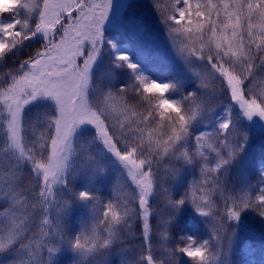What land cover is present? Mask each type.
<instances>
[{"label":"snow or ice","instance_id":"1","mask_svg":"<svg viewBox=\"0 0 264 264\" xmlns=\"http://www.w3.org/2000/svg\"><path fill=\"white\" fill-rule=\"evenodd\" d=\"M115 3L0 0V264L63 251L70 264H252L238 230L246 213L264 227V148L250 151L248 127L264 126V0H151L163 82L111 41L105 61ZM121 27L133 44L148 35L138 19ZM187 208L207 238L177 239Z\"/></svg>","mask_w":264,"mask_h":264},{"label":"rangeland","instance_id":"2","mask_svg":"<svg viewBox=\"0 0 264 264\" xmlns=\"http://www.w3.org/2000/svg\"><path fill=\"white\" fill-rule=\"evenodd\" d=\"M135 0H116L114 11L112 15L109 17V26L108 31L106 32V50L104 52V59L108 62L110 59L113 58L114 53L111 50L110 45H107V41H111L117 47V51L119 52H126L131 59L133 55L134 49H141V48H154L159 54H161L164 58L168 55V45L163 29V25L161 22H158L152 18V16L148 13L149 11L146 8L139 10L138 13L142 14L143 17H138V20L143 21L144 24H147V29H149V34L147 37L142 40L138 46H134L130 41L127 39H122L124 35L123 28L121 27L123 21L126 17L133 16L137 11H134L133 3ZM149 14L146 17V14ZM153 23H156V28L153 30ZM150 26V27H149ZM34 42V41H33ZM35 45V42H34ZM11 55V54H10ZM9 55V56H10ZM138 56V55H136ZM132 61V59H131ZM10 62L8 60L5 63V67L8 66ZM160 81V80H157ZM162 82V81H161ZM247 123V122H245ZM250 132L252 134L253 142L250 151L253 152L256 146L264 147V126H261L258 122L249 124L248 125ZM104 195H107V190L105 188ZM190 212L187 213V225L189 226L190 230L186 235L193 236L196 238L200 233L199 229L202 227L207 231V228L201 218L189 208ZM86 215V211L82 208H77L73 212L72 222H71V230L73 232L78 230L80 219ZM259 225V220L255 219L251 214L246 213L242 219V222L239 227V244L244 245V242L250 238L251 236L255 239H258V233L264 232V227L252 228V225ZM207 233V232H206ZM200 236V235H199ZM207 236V235H206ZM239 247V245H238ZM243 254L248 256L252 262V264H264L258 263L252 252L251 248L248 246L242 247ZM187 258V257H182ZM71 253L68 251H63L54 259L53 264H70Z\"/></svg>","mask_w":264,"mask_h":264},{"label":"trees","instance_id":"3","mask_svg":"<svg viewBox=\"0 0 264 264\" xmlns=\"http://www.w3.org/2000/svg\"><path fill=\"white\" fill-rule=\"evenodd\" d=\"M143 8H146L149 12V14L152 16V18L158 22H160L159 16L157 15L155 9L152 6L151 0H135L133 3V10L137 11L131 18L137 19L138 17H143L142 14H139L138 11L142 10ZM146 14V17L149 16V14ZM147 26V24H145ZM108 26H109V19L106 21L105 26H104V32L108 31ZM150 27V26H149ZM157 29L156 28V23H153V30ZM148 34H149V29H148ZM130 41V40H128ZM131 42V41H130ZM132 43V42H131ZM133 44V43H132ZM135 47L138 46V44H133ZM35 46L34 42H31L30 44H26L25 47L20 49L18 53H13L11 54L7 60L10 62L8 66L12 65V62L15 61L16 63L19 62L20 59L24 58L30 51L31 48ZM143 49V48H141ZM141 49H134L133 55L131 56L132 62L137 63L139 65L140 70L147 76H149L153 80H161V81H166L168 79L172 78V73L169 71L164 70V68L161 66L162 60L164 57L159 54L156 50L155 52L157 53L156 55L153 56H145L142 54ZM138 55V56H136ZM111 60V59H110ZM110 60L108 62H110ZM262 148V146H256L253 150V152H259ZM190 212L189 208L184 209L181 213V217L179 219V232L177 234V239L179 238L180 235H186V233L189 232L190 228L187 225V213ZM251 214L255 219L258 220L257 217H255L252 213ZM200 233L196 237L199 240H203L207 238V231L204 228L199 229ZM264 232H259L258 233V239H255V243L249 245L251 248L252 252L254 253V256L256 258V261L258 263L264 262V235H262ZM200 235V236H199ZM252 237V236H251ZM242 243L239 244V246ZM240 251H242V248H240ZM181 264H191V261L188 260V258H181Z\"/></svg>","mask_w":264,"mask_h":264}]
</instances>
